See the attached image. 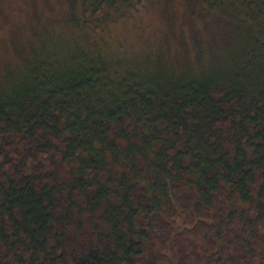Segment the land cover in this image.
Here are the masks:
<instances>
[{
	"label": "trees",
	"instance_id": "16d2710c",
	"mask_svg": "<svg viewBox=\"0 0 264 264\" xmlns=\"http://www.w3.org/2000/svg\"><path fill=\"white\" fill-rule=\"evenodd\" d=\"M215 2L235 60L81 44L0 93V264H264V0Z\"/></svg>",
	"mask_w": 264,
	"mask_h": 264
},
{
	"label": "rangeland",
	"instance_id": "374dc122",
	"mask_svg": "<svg viewBox=\"0 0 264 264\" xmlns=\"http://www.w3.org/2000/svg\"><path fill=\"white\" fill-rule=\"evenodd\" d=\"M97 1L0 0V93L19 97L24 88L15 87L20 82L34 86V62L50 63L53 53L81 44L84 50L109 48L112 57L122 48L139 60L159 58L181 68L200 53L203 60L213 61L212 56L221 53L235 60L249 40L244 21L226 8H216L218 0H210L208 9L203 6L206 0H128L106 18H86L85 10ZM119 14L117 20L113 15ZM236 64L239 61L232 67Z\"/></svg>",
	"mask_w": 264,
	"mask_h": 264
}]
</instances>
